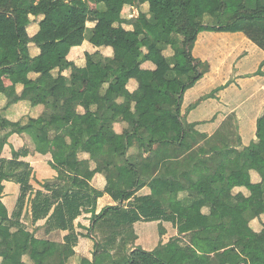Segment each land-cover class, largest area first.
I'll return each instance as SVG.
<instances>
[{
    "label": "trees",
    "instance_id": "16d2710c",
    "mask_svg": "<svg viewBox=\"0 0 264 264\" xmlns=\"http://www.w3.org/2000/svg\"><path fill=\"white\" fill-rule=\"evenodd\" d=\"M116 1L0 0V75L14 72L38 75L36 80L25 84L19 99L33 105L41 102L38 96L42 94L50 112L70 119L75 116V104L71 103L70 95L63 93L65 80L61 75L63 70L74 68L66 60L68 52L84 40L94 47L106 46V32L127 23L132 26L124 37L127 45L124 55L109 59L98 53H85L93 92L98 94L104 84L118 88L115 99H123L119 115L88 108L79 116L75 132L64 123L43 128L40 120H30L22 128L35 141L45 137L46 147L49 132L59 134L64 129L63 138L68 143L53 152L52 158L54 168L64 167L72 175L71 180L61 187L58 177L47 182L45 187L51 194L43 198L36 194L31 215L33 221L47 217L48 231L68 234L63 243L39 240L22 227L11 232L8 223L0 220L1 264H27L22 261L24 255L37 256L38 264H70L78 240L73 222L84 209L94 210L96 197L101 196L82 179L88 163L76 159L79 152H88L92 146L102 150L93 173L105 175L104 191L115 202L128 200L145 185L150 194L133 197L129 209L120 203L105 207L98 215L93 211L87 233L93 242V259L81 258L77 264H95V258L107 252L112 253L111 258L99 264H201L205 258H199L197 252L230 255L236 250L244 251L247 260L239 258L235 262L264 264V243L249 227L251 220L264 214V109L256 121L255 140L248 147L240 146V135L231 122L210 138L200 139L189 133V126L180 117L183 93L206 70L191 55L198 30L207 27L227 33L241 32L264 51V0H218L219 8L213 11L209 10L207 0H148L152 7L129 21L121 19L114 9ZM125 2L139 7L144 0ZM30 16L42 17L38 32L31 39L26 33ZM88 22L95 24L90 31L86 28ZM61 25L65 28L63 35L55 39L45 36V31ZM30 43L40 50L34 59L28 54ZM152 55L160 58L155 70L148 71L146 78L138 82L137 91L129 94L125 90L127 82L138 77L141 64ZM54 58L58 63L55 78L50 62ZM149 98L156 105L144 109L142 102ZM118 116L129 124L122 135L112 131V122ZM152 117L158 121L152 123ZM0 126H3L1 119ZM3 143L0 140V152ZM258 144H263L261 151ZM133 146L136 151L129 156ZM255 161L254 170L260 181L246 202L255 203L258 208L250 213L236 200L233 191L250 184L251 164ZM3 165L14 170L27 167L2 161L0 168ZM120 168H129L126 178L119 175ZM219 172L221 177L217 179ZM3 180L6 176H0V182ZM15 181L27 185L23 177H16ZM183 192L187 193L185 197ZM209 194L214 196V204L206 201ZM219 204L229 206L231 215H219L216 210ZM205 207L209 208L207 216L202 214ZM194 215L200 217V224L191 232V246L169 242L152 251L130 246L134 240L132 225L137 221L179 223ZM248 241L252 242L251 249Z\"/></svg>",
    "mask_w": 264,
    "mask_h": 264
},
{
    "label": "crops",
    "instance_id": "0c3cea01",
    "mask_svg": "<svg viewBox=\"0 0 264 264\" xmlns=\"http://www.w3.org/2000/svg\"><path fill=\"white\" fill-rule=\"evenodd\" d=\"M117 0L113 3L114 9L120 13L123 20L134 19L139 12L146 13L152 4L148 0L139 7H132L125 2ZM209 10L219 8L218 0H207ZM41 16H30L31 24L27 27L28 38H33L38 32V23ZM94 22L86 24L87 31L94 27ZM132 30L130 24H123L122 27L110 30L104 34L106 46L94 47L87 40L80 46L70 49L66 60L74 68H68L61 72L65 80L63 93L70 95L71 103L75 104V116L68 118L64 114H56L44 104L43 95L38 98L41 102L31 104L28 100L19 99L25 84L30 80L34 81L38 75L26 72H14L0 75V119L3 126H0V140L4 145L0 152V165L2 161L13 162L27 165L26 168L14 170L12 167L2 166L0 176H6V180L0 182V220L7 222L14 232L15 227H22L25 231L32 233L34 238L55 243H63L67 231L52 230L48 231L47 217L32 220L31 207L37 193L43 198L50 195L46 183L58 177V186L66 185V181L71 180L72 175L64 167L54 168L52 153L65 147L68 140L63 138L64 129L59 134L49 132L50 142L46 147L47 139L40 136L35 141L29 133L22 130L30 120H40L43 128H49L56 123L70 126L75 132L77 121L88 108L91 111H108L114 115H119L122 98L115 99L118 88L114 85L104 84L100 92H93V82L88 77L86 69L85 53L90 55L98 53L102 58H112L113 55L120 57L127 51L124 37L127 32ZM64 26H56L45 31V36L55 39L63 35ZM88 33V32H87ZM40 53L38 46L34 43L28 45V54L31 59L36 58ZM192 57L205 67L201 78L190 88L182 97L180 107V117L183 123L189 126V133L200 139H207L214 135L220 128L226 129V123L231 122L232 127L237 130L241 138V147H248L255 140L256 121L264 109V51L241 32L227 33L219 29L203 27L198 30L196 40L191 49ZM169 56V54H168ZM160 61L158 56H150L146 62L140 66V73L136 79H130L125 90L133 94L138 89V82L144 80L148 71L155 70L156 64ZM52 75L58 74L57 59H52ZM200 71V69H199ZM73 75V78H72ZM122 78V77H121ZM156 102L149 98L142 102L144 109L155 106ZM134 112V105H131ZM157 117H152L151 122L156 123ZM129 124L122 121L118 116L112 122V131L116 135H122L128 130ZM199 143V142H198ZM263 144H258L257 149L262 150ZM101 149L92 146L88 152H79L76 156L77 161L88 163V171L82 179L92 187L95 192L101 193L96 197V207L86 208L81 215L73 222L74 232L77 236V243L74 246V256L70 259V264H77L81 258L92 260L93 242L87 236L93 211L98 215L105 207L116 206L121 203L124 208L132 207L133 197L149 195L148 186H143L131 198L124 202H115L104 190L106 178L103 173H93L96 163L101 154ZM122 149H119L120 153ZM135 146L130 148L128 155L135 153ZM202 160L199 161L201 164ZM253 170L250 171V184L244 188H235L233 195L237 201L246 206L250 213L257 210L255 203L246 202L247 197L253 191L260 179L255 172L257 161L251 164ZM129 168H120L119 175L126 178ZM16 177H23L27 185H21L15 181ZM221 172L217 174L220 179ZM26 190L22 199L23 191ZM187 193L183 192L182 197ZM209 204L215 203L212 194L206 197ZM218 214L228 217L232 209L225 205L216 206ZM202 214L207 216L209 208L205 207ZM200 224L198 215L190 216L183 222L173 223L169 220L146 221L140 220L132 225L134 240L132 247L141 248L144 251H152L159 245L169 242H176L183 246H191V232ZM249 227L257 233L259 239L264 243V214L259 218L250 221ZM248 249H251L252 242L248 241ZM199 258H205L201 264H249L247 261L235 262L241 258L246 259L244 251H235L234 254H201L197 252ZM112 253H102L95 258L94 263L99 264L103 260H109ZM24 263L30 261L38 264L37 256L22 257ZM2 258L0 257V264Z\"/></svg>",
    "mask_w": 264,
    "mask_h": 264
},
{
    "label": "rangeland",
    "instance_id": "374dc122",
    "mask_svg": "<svg viewBox=\"0 0 264 264\" xmlns=\"http://www.w3.org/2000/svg\"><path fill=\"white\" fill-rule=\"evenodd\" d=\"M210 137H211V136H210ZM210 137H209V138H210Z\"/></svg>",
    "mask_w": 264,
    "mask_h": 264
}]
</instances>
